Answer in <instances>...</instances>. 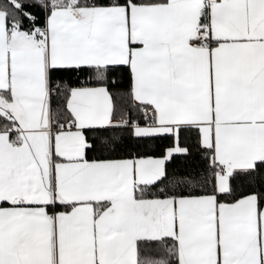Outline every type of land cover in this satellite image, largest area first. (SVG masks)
<instances>
[{
	"label": "snow or ice",
	"instance_id": "snow-or-ice-1",
	"mask_svg": "<svg viewBox=\"0 0 264 264\" xmlns=\"http://www.w3.org/2000/svg\"><path fill=\"white\" fill-rule=\"evenodd\" d=\"M0 264H264V0H0Z\"/></svg>",
	"mask_w": 264,
	"mask_h": 264
}]
</instances>
